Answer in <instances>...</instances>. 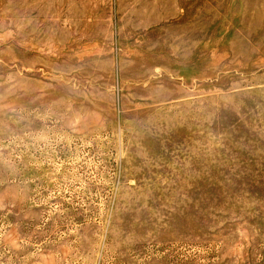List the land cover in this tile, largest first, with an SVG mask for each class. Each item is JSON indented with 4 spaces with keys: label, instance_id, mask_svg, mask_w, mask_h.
<instances>
[{
    "label": "rangeland",
    "instance_id": "obj_1",
    "mask_svg": "<svg viewBox=\"0 0 264 264\" xmlns=\"http://www.w3.org/2000/svg\"><path fill=\"white\" fill-rule=\"evenodd\" d=\"M0 264H264V0H0Z\"/></svg>",
    "mask_w": 264,
    "mask_h": 264
}]
</instances>
